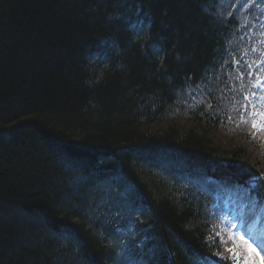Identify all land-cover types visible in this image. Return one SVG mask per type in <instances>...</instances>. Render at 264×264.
<instances>
[{
  "label": "trees",
  "instance_id": "16d2710c",
  "mask_svg": "<svg viewBox=\"0 0 264 264\" xmlns=\"http://www.w3.org/2000/svg\"><path fill=\"white\" fill-rule=\"evenodd\" d=\"M227 1L0 0V264H120L121 217L145 227L160 264L218 246L182 163L264 169L230 131L243 66L241 8ZM106 40L107 61L92 64Z\"/></svg>",
  "mask_w": 264,
  "mask_h": 264
},
{
  "label": "bare ground",
  "instance_id": "6f19581e",
  "mask_svg": "<svg viewBox=\"0 0 264 264\" xmlns=\"http://www.w3.org/2000/svg\"><path fill=\"white\" fill-rule=\"evenodd\" d=\"M140 1L142 3V1H146V0H140ZM137 4H139V1H137ZM133 13L134 12L132 11V14ZM133 15L134 16L130 18L131 15L128 14V16H124V19L125 20L126 19L129 20V18H130V21L131 22H134V21H138L139 22V21H142V19L144 18V16H142V13L139 14L140 17H137V15H135V14H133ZM126 27H128L127 26V21H126V25H122L121 28H120V30H126ZM111 48H112V44H111L110 41H107V40L106 41H103L102 43H100V45H99L98 48H95V49H93L91 51H88L87 52V55H86V58H89V59H100L101 63H104V61H107V58L106 57L111 54L110 53V49ZM159 155L160 156H163L162 153H159ZM181 169H186L185 172L187 174L188 173H191V172L192 173H195L196 172L195 170H198V168L196 166H194V165H187L185 163H182ZM203 169H206V168L203 167ZM195 178L203 179L204 177L195 176ZM136 203H137V206H139V201L137 199H136ZM119 213H120V216L121 215H129V212L123 211L121 209H119ZM145 226L146 227H149L147 224ZM149 229L154 230L155 228L151 227ZM143 244L140 243L139 238L134 239V241H133V239L128 240V241L125 242V246H126L125 251L124 252L116 253V255H115L114 258L118 260L119 258H121L124 255H129L126 258H124V261L122 262V264H125V263H130V264H146L144 261H147V259H151V260L154 261L151 264H160L159 260L155 261L152 258L153 255L150 254L153 251L152 245L151 244H148V243L147 244L146 243H143ZM150 248H152L151 251H150ZM133 249H135V253H132V250ZM130 256L132 258H130ZM71 259H72V257H71ZM62 262L63 263H67V264H71L72 263V262H69V259H62ZM147 263H148V261H147Z\"/></svg>",
  "mask_w": 264,
  "mask_h": 264
},
{
  "label": "snow or ice",
  "instance_id": "6c2138e0",
  "mask_svg": "<svg viewBox=\"0 0 264 264\" xmlns=\"http://www.w3.org/2000/svg\"><path fill=\"white\" fill-rule=\"evenodd\" d=\"M130 30L134 31L136 33V35L133 37V40L136 41V40H140L141 39V36H140V33L143 31L141 25H140V22L138 21H134V22H131L130 25ZM115 42H113L114 44ZM153 48V51L155 53H159L161 51V49L157 48L155 45L152 46ZM258 83H264V82H260L258 81ZM250 96L251 97H255L256 96V92L255 91H252L249 95H245L244 96V99L246 101H248L250 99ZM245 107L247 108L248 105H245ZM251 107L253 109H255V104H251ZM253 116H256V115H264V113H261V112H256V111H253L251 113ZM251 127L253 129H256L258 127V123L253 120L252 124H251ZM69 166H71V162H69ZM249 193L250 195L252 194V189H249ZM252 198H255L254 196ZM99 206H97L98 208ZM101 215H104L102 212H101ZM117 215H119V213H117ZM255 217H254V214L253 213H248V216H247V220L248 221H251L253 220ZM97 219H99V217H97ZM105 222H107V218L105 217ZM241 239H243V237H241ZM229 252H233V254L236 256V264H240V254L235 252L234 249H228ZM247 252H248V255L246 257H244V264H249V262L251 261V258H252V255L255 254L256 256H260L261 258V264H264V255L261 254V250H259L257 247H253L251 244H248V248H247ZM199 264V262H198Z\"/></svg>",
  "mask_w": 264,
  "mask_h": 264
},
{
  "label": "rangeland",
  "instance_id": "374dc122",
  "mask_svg": "<svg viewBox=\"0 0 264 264\" xmlns=\"http://www.w3.org/2000/svg\"><path fill=\"white\" fill-rule=\"evenodd\" d=\"M92 61H94V62L96 63V65H99V64L101 63L100 59H93V60L91 59V63L93 64ZM97 67H98V66H97ZM190 98H191V97L189 96V99H190ZM181 119H182V117H181ZM181 121H183V120H181ZM254 147H255L254 144L251 142V143H250V148H251L252 150H254L255 152H257V153H256V156H257V157H259V158L261 157V158H262V155H263L264 153L262 152V153H263V154H262L261 151H260V149H257V150H256V148H254ZM250 148H249V149H250ZM137 212H138L139 214H141L139 211H137ZM210 235H211V234H210ZM211 236L213 237V235H211ZM120 264H122V263H120Z\"/></svg>",
  "mask_w": 264,
  "mask_h": 264
}]
</instances>
